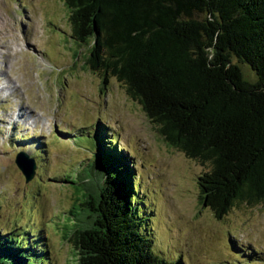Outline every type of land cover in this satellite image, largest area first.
Instances as JSON below:
<instances>
[{
	"label": "trees",
	"instance_id": "obj_1",
	"mask_svg": "<svg viewBox=\"0 0 264 264\" xmlns=\"http://www.w3.org/2000/svg\"><path fill=\"white\" fill-rule=\"evenodd\" d=\"M62 2L72 43L88 48L85 66L102 84L114 78L168 146L208 164L199 200L215 219L264 204V0ZM99 136L78 181L60 180L74 196L62 235L73 262L180 264L145 239L131 167L114 138ZM14 229L0 233V264H46L41 238Z\"/></svg>",
	"mask_w": 264,
	"mask_h": 264
},
{
	"label": "rangeland",
	"instance_id": "obj_2",
	"mask_svg": "<svg viewBox=\"0 0 264 264\" xmlns=\"http://www.w3.org/2000/svg\"><path fill=\"white\" fill-rule=\"evenodd\" d=\"M69 34L62 0H0V233L28 231L41 238L46 264H75L62 239L74 196L60 180L78 181L98 131V142L114 138L110 147L131 167L140 229L156 255L180 264H264V204H235L215 219L199 200L197 178L208 164L168 146L114 78L102 84L85 66L88 48ZM20 108L27 119L6 123ZM18 152L35 162L29 182L14 163Z\"/></svg>",
	"mask_w": 264,
	"mask_h": 264
},
{
	"label": "water",
	"instance_id": "obj_3",
	"mask_svg": "<svg viewBox=\"0 0 264 264\" xmlns=\"http://www.w3.org/2000/svg\"><path fill=\"white\" fill-rule=\"evenodd\" d=\"M14 163L23 175L25 182H29L35 174L36 166L34 160L29 158L25 153L18 152L15 156Z\"/></svg>",
	"mask_w": 264,
	"mask_h": 264
},
{
	"label": "bare ground",
	"instance_id": "obj_4",
	"mask_svg": "<svg viewBox=\"0 0 264 264\" xmlns=\"http://www.w3.org/2000/svg\"><path fill=\"white\" fill-rule=\"evenodd\" d=\"M9 82V81H8ZM8 86H10V82H9V84H8ZM3 89V87L0 89V91ZM24 112H26L25 110H22L21 108L17 111V112H15V113H13V114H11L12 116L10 117V119H8L7 121H6V123H8V124H11V123H15L18 119H27V117L26 116H23L24 115ZM29 118H31V117H29ZM28 118V119H29ZM28 121H30L29 123H31V124H35L36 123V119H30V120H28ZM27 122V121H26ZM28 123V122H27ZM42 125H43V123H42Z\"/></svg>",
	"mask_w": 264,
	"mask_h": 264
}]
</instances>
